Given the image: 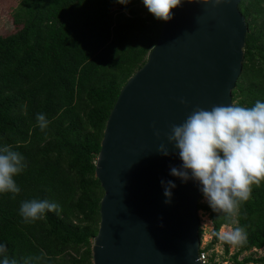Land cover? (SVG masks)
Masks as SVG:
<instances>
[{"label": "trees", "instance_id": "trees-1", "mask_svg": "<svg viewBox=\"0 0 264 264\" xmlns=\"http://www.w3.org/2000/svg\"><path fill=\"white\" fill-rule=\"evenodd\" d=\"M126 1L20 0L14 31L0 34V264H92L105 123L172 0ZM238 8L247 24L242 68L206 153L200 199L211 197L198 209L212 237L200 252L229 226L237 239L224 240L220 261L264 264V251H250L264 247V0ZM216 255L206 264L220 263Z\"/></svg>", "mask_w": 264, "mask_h": 264}, {"label": "water", "instance_id": "water-1", "mask_svg": "<svg viewBox=\"0 0 264 264\" xmlns=\"http://www.w3.org/2000/svg\"><path fill=\"white\" fill-rule=\"evenodd\" d=\"M241 0H172L146 61L106 120L92 264H204L206 153L232 111L247 24Z\"/></svg>", "mask_w": 264, "mask_h": 264}, {"label": "rangeland", "instance_id": "rangeland-1", "mask_svg": "<svg viewBox=\"0 0 264 264\" xmlns=\"http://www.w3.org/2000/svg\"><path fill=\"white\" fill-rule=\"evenodd\" d=\"M20 0H0V34L6 35L15 29V25L13 23V12L15 8L17 7ZM211 197V194L207 193L205 194L200 201H207ZM198 215L200 217V223H199V229L203 231L201 238H200V246H205L206 243H208L212 237L211 235V222L208 219V216L206 213H204L202 210H198ZM220 238L219 240L214 244L213 249L209 250L207 252L208 255L214 251L216 253L215 259L222 263L220 261L222 259V256L224 255V246L223 242L225 239H231V241H235L237 239V236H235L232 233V229L229 226H223L220 229ZM234 251V245L230 246V253ZM255 252V255H259L263 253L264 247L255 250H250ZM249 251V252H250ZM243 253L242 255H246L247 253ZM223 264H227V262H223ZM228 264H233L228 261ZM248 264H255V263H248Z\"/></svg>", "mask_w": 264, "mask_h": 264}, {"label": "built area", "instance_id": "built-area-1", "mask_svg": "<svg viewBox=\"0 0 264 264\" xmlns=\"http://www.w3.org/2000/svg\"><path fill=\"white\" fill-rule=\"evenodd\" d=\"M201 247H202V246H200V248H199V258L202 260V262H203L204 264H206V260H207L206 256H207V253H205V252H200ZM223 262H227V264H228V261H227V260H224V261H222V263H218V264H223Z\"/></svg>", "mask_w": 264, "mask_h": 264}, {"label": "clouds", "instance_id": "clouds-1", "mask_svg": "<svg viewBox=\"0 0 264 264\" xmlns=\"http://www.w3.org/2000/svg\"><path fill=\"white\" fill-rule=\"evenodd\" d=\"M128 1V0H127ZM126 1V2H127ZM123 2V1H122ZM172 2V1H171ZM123 4V3H122ZM122 4H117V5H114L113 8H119V9H122L123 8V5ZM200 200V199H199ZM199 210V209H198ZM205 213V212H204ZM223 227V226H222ZM221 227V228H222ZM199 231V230H198ZM200 238V237H199Z\"/></svg>", "mask_w": 264, "mask_h": 264}]
</instances>
